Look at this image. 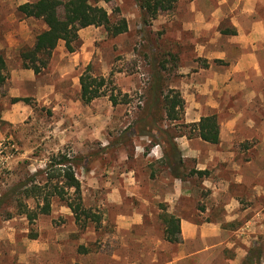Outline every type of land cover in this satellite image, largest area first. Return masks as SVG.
<instances>
[{
	"label": "rangeland",
	"instance_id": "rangeland-1",
	"mask_svg": "<svg viewBox=\"0 0 264 264\" xmlns=\"http://www.w3.org/2000/svg\"><path fill=\"white\" fill-rule=\"evenodd\" d=\"M27 1L34 0H0V57L4 61L0 69V83L4 81V98L0 89V111L4 108V115L9 113L18 118V121L0 122V141H4L7 157L0 167V196L20 182L26 183V190L36 184L44 185L46 165L52 155L62 152L74 163L83 205L101 214V221L97 227L90 220L83 226L77 225L71 210L56 196L50 198L49 214H37L31 223L24 214H18L15 203L3 202L0 264H112L109 257L112 250H120L119 241L128 238L123 228H117L116 217L133 211L142 213L144 219L143 225L134 228L138 238L149 234L167 240L162 201L156 202L154 208L151 200L142 199L145 196L124 191L120 196L113 195L103 180L113 183L114 176L119 178V173L128 169L138 176L149 169L161 171L166 164L161 160L150 162L147 156L150 143L158 142L164 149L167 137L173 140L182 132L191 135V124L165 118L163 95L176 85L177 79L174 59L166 67L169 75L163 82L162 94L154 85V72L160 74L163 67L162 48L167 43L176 44L180 18L173 14L178 13L180 3L176 2L173 10L144 22L135 0L100 1L98 4L107 10L112 21L125 18L127 31L110 36L102 26L84 27L78 32V44L73 52L76 54L82 46L85 52L74 69L66 66L62 74L56 70L60 52L56 46L53 60L50 57L45 68L35 74L32 69L23 68L19 51L32 47L36 34L45 26L40 20L17 13L16 7ZM59 45L64 52L73 53L66 51L62 41ZM21 68L26 74L34 73L42 85L52 83L58 97L51 94L47 101L46 96L37 99L29 95V103H22L24 110L13 108L12 97L7 92L13 83L8 78L10 70ZM82 73L111 78L112 84L104 87V95L85 103L80 98ZM25 85L30 90V83ZM110 93L117 97L115 105L109 99ZM184 165L185 171L190 169L188 161ZM262 171L256 181L264 191ZM248 180L255 183L253 177ZM25 188L17 190V197L24 206L35 209L36 198L25 196ZM241 197L242 209L247 211L241 213L239 223L242 225L252 218L255 221L254 227L246 228L249 229L247 240L250 248L261 249V264H264V193L247 192ZM208 198V193L202 190L201 205ZM235 225L231 222L224 227L231 229ZM256 226L259 233L253 230ZM36 239L51 246L50 252L39 258ZM80 246L87 251H79Z\"/></svg>",
	"mask_w": 264,
	"mask_h": 264
},
{
	"label": "crops",
	"instance_id": "crops-1",
	"mask_svg": "<svg viewBox=\"0 0 264 264\" xmlns=\"http://www.w3.org/2000/svg\"><path fill=\"white\" fill-rule=\"evenodd\" d=\"M177 3H180L178 13L173 14L180 18L176 44L167 43L162 48L163 67L157 74L163 84L169 75L168 62L170 59L177 62L173 89L184 100L178 121L192 124L201 117L215 115L219 141L206 142L194 129L189 136L182 132L173 139L180 157L175 169L165 165L161 171L149 169L141 176L128 169L119 173V178L114 176L113 183L103 180L113 195L120 196L124 191L145 196L142 199L151 200L153 206L162 201L164 212L177 217L180 226L178 242L149 234L138 238L134 228L143 225V214L137 211L118 214L117 228H123L128 238L119 241L120 250H112L109 255L112 264H241L250 248L246 228L255 225L253 218L239 223L241 213L247 211L242 209L241 196L247 192L264 193L256 181L264 169V0H177ZM57 47L60 52L56 70L60 74L66 66L74 69L85 52L84 46L76 54L64 52L59 43ZM54 57L55 51L51 59ZM8 79L13 83L7 91L10 97L46 96L48 101L51 94L57 96L52 83L42 85L34 73L26 74L22 68L10 70ZM25 82L30 83V90ZM0 89L4 98V81ZM22 103H13V108L24 110ZM4 120L18 121V118L9 113L4 115L3 108L0 122ZM161 147L158 142L150 143L147 153L150 162L164 159ZM187 161L191 166L185 171ZM195 170L205 173L199 176L193 173ZM252 177L255 183L248 180ZM103 190L107 192V188ZM202 190L209 196L203 205ZM231 222L236 225L231 229L224 227ZM253 230L260 231L257 226ZM36 243L38 258L50 252V243L40 239Z\"/></svg>",
	"mask_w": 264,
	"mask_h": 264
},
{
	"label": "trees",
	"instance_id": "trees-1",
	"mask_svg": "<svg viewBox=\"0 0 264 264\" xmlns=\"http://www.w3.org/2000/svg\"><path fill=\"white\" fill-rule=\"evenodd\" d=\"M108 3L112 0H34L19 4L16 7L17 13L23 17L40 20L45 28L36 34L32 47L20 49L19 57L23 68L32 69L35 74H39L46 66L52 52L60 41L64 43L67 52L75 51L80 29L88 26H102L110 36H116L127 31V21L125 18L111 20L107 10L98 2ZM144 22L155 19L158 14L169 12L175 8L177 0H135ZM234 33V31H232ZM4 66V61L0 57V69ZM156 82L154 85L162 94L163 84L159 74L154 72ZM112 84L111 78L104 76H92L89 73H82L79 77L80 98L83 102L89 103L94 98L105 94L104 87ZM112 104H116L117 97L113 93L109 94ZM165 101V118L173 121L181 117L184 100L180 92L169 88L163 95ZM29 103L28 97H12L11 102ZM153 124V122H152ZM194 129L197 136L211 144L219 141V124L215 115L201 117L196 123L191 124L190 134ZM167 137L164 143V159L167 166L174 169L178 166L177 158L180 159L173 140ZM44 172V185H33L26 190V183H18L4 195L0 196L1 205L8 201L15 203L18 214H24L31 223L37 214H49L51 210L50 198L56 196L71 210L75 223L83 226L90 220L96 227L101 221V214L94 212L92 208H86L82 203L81 183L75 175L74 163L66 154L58 152L51 156ZM197 175H202L205 171H193ZM25 188V196L36 198V206L27 208L18 199L19 189ZM40 200V201H38ZM9 215V213H8ZM165 224V235L169 241H180L179 219L174 215L164 213L162 215ZM79 251L86 252L83 247ZM260 248L251 247L241 264H261Z\"/></svg>",
	"mask_w": 264,
	"mask_h": 264
},
{
	"label": "built area",
	"instance_id": "built-area-1",
	"mask_svg": "<svg viewBox=\"0 0 264 264\" xmlns=\"http://www.w3.org/2000/svg\"><path fill=\"white\" fill-rule=\"evenodd\" d=\"M4 141H0V167L4 164L7 157L4 155Z\"/></svg>",
	"mask_w": 264,
	"mask_h": 264
}]
</instances>
